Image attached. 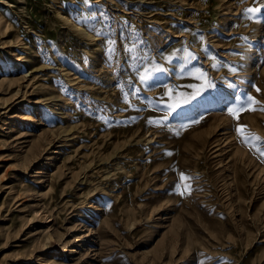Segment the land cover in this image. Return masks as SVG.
<instances>
[{
	"label": "rangeland",
	"instance_id": "1",
	"mask_svg": "<svg viewBox=\"0 0 264 264\" xmlns=\"http://www.w3.org/2000/svg\"><path fill=\"white\" fill-rule=\"evenodd\" d=\"M262 109L264 0H0V264H264Z\"/></svg>",
	"mask_w": 264,
	"mask_h": 264
},
{
	"label": "snow or ice",
	"instance_id": "2",
	"mask_svg": "<svg viewBox=\"0 0 264 264\" xmlns=\"http://www.w3.org/2000/svg\"><path fill=\"white\" fill-rule=\"evenodd\" d=\"M247 13L251 14L249 16V19H252L253 17L257 16L258 13H261V9L260 8H248L247 10ZM199 71V70H198ZM200 76H205L204 73H200ZM141 79L143 80L144 77H141ZM209 87L211 86V84L208 85ZM257 92H259V89H257ZM257 103H259L258 101H256L252 96H248L247 97V105H248V110L250 111H254L255 108H253L252 106L253 105H256ZM243 110V108H229L228 109V114L231 115V116H234V118H238V115L239 113ZM264 110V109H262ZM237 134L239 135L242 131V129L240 127L237 128ZM252 139H258L256 137H252ZM260 155L261 156H264V150H262L260 152ZM182 180L185 179V177H181ZM190 191H191V188H190V185H185L184 187V191H181L179 194L180 195H185V194H190Z\"/></svg>",
	"mask_w": 264,
	"mask_h": 264
}]
</instances>
